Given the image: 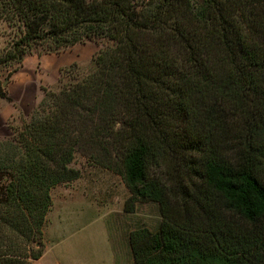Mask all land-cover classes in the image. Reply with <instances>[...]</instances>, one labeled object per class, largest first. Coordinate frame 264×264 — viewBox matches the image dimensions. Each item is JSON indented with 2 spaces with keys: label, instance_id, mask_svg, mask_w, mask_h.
Wrapping results in <instances>:
<instances>
[{
  "label": "trees",
  "instance_id": "obj_1",
  "mask_svg": "<svg viewBox=\"0 0 264 264\" xmlns=\"http://www.w3.org/2000/svg\"><path fill=\"white\" fill-rule=\"evenodd\" d=\"M0 22L17 28L0 72L102 44L0 139V264L43 255L78 150L120 175L124 212L157 206L128 232L135 264H264V0H0Z\"/></svg>",
  "mask_w": 264,
  "mask_h": 264
},
{
  "label": "rangeland",
  "instance_id": "obj_2",
  "mask_svg": "<svg viewBox=\"0 0 264 264\" xmlns=\"http://www.w3.org/2000/svg\"><path fill=\"white\" fill-rule=\"evenodd\" d=\"M16 36L15 26L0 22V54ZM101 48V43L87 41L57 52L32 51L25 55L24 62L1 71L8 99H0V139L22 128L45 92H57L73 81V76L92 72ZM70 166L79 169L81 176L51 190L52 205L44 226L45 249L32 264H135L128 232L138 226L154 229L160 221L157 206L140 203L133 213H126L123 207L129 191L119 174L80 150Z\"/></svg>",
  "mask_w": 264,
  "mask_h": 264
},
{
  "label": "crops",
  "instance_id": "obj_3",
  "mask_svg": "<svg viewBox=\"0 0 264 264\" xmlns=\"http://www.w3.org/2000/svg\"><path fill=\"white\" fill-rule=\"evenodd\" d=\"M31 58L34 59V56H31ZM35 59H37V60L39 59V60H40L41 58H40L39 56H36ZM23 62H24V61H23ZM30 62H33V61L30 60L29 63H30ZM55 63H56V64H55V67H56V69H58V68H59V63H58V61L55 62ZM57 67H58V68H57ZM96 208H97V206H96ZM97 209H99V208H97ZM105 227H106V226H105ZM106 230H107V229H106ZM107 236H108V234H107Z\"/></svg>",
  "mask_w": 264,
  "mask_h": 264
}]
</instances>
